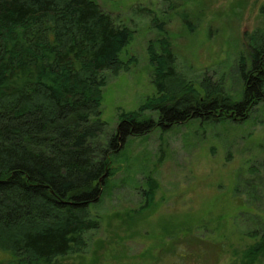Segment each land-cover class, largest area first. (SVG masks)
I'll use <instances>...</instances> for the list:
<instances>
[{"label":"trees","instance_id":"16d2710c","mask_svg":"<svg viewBox=\"0 0 264 264\" xmlns=\"http://www.w3.org/2000/svg\"><path fill=\"white\" fill-rule=\"evenodd\" d=\"M132 35L96 0H0V250L8 254L0 264H55L82 251L100 225L90 207L129 137L190 120L239 123L264 101V20L238 56L237 99L208 74L196 84L181 78L163 35L147 46L155 92L108 132L105 73L128 68L121 54ZM156 189L147 178L139 213L154 206ZM248 235L233 264H264V218Z\"/></svg>","mask_w":264,"mask_h":264},{"label":"rangeland","instance_id":"374dc122","mask_svg":"<svg viewBox=\"0 0 264 264\" xmlns=\"http://www.w3.org/2000/svg\"><path fill=\"white\" fill-rule=\"evenodd\" d=\"M96 1L133 31L121 54L128 68L105 73L101 118L108 132L122 111L155 92L147 46L163 35L181 78L196 84L208 74L240 96L237 59L246 34L262 25L264 0ZM111 167L90 207L99 227L85 234L82 251L55 264H233V250L252 242L248 234L264 218V101L239 123L190 120L129 137ZM149 177L157 182L154 206L139 213ZM167 245L170 252L161 251ZM6 255L0 250V260Z\"/></svg>","mask_w":264,"mask_h":264}]
</instances>
